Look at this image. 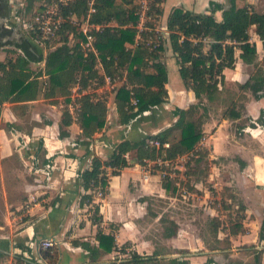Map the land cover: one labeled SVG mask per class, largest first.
Returning a JSON list of instances; mask_svg holds the SVG:
<instances>
[{
	"label": "crops",
	"instance_id": "crops-1",
	"mask_svg": "<svg viewBox=\"0 0 264 264\" xmlns=\"http://www.w3.org/2000/svg\"><path fill=\"white\" fill-rule=\"evenodd\" d=\"M18 1L0 0V36L3 41L6 39L2 34L5 31L1 25L3 14L7 12L10 15V8L13 14ZM25 2L27 11L34 12L41 0ZM213 2L229 7L228 0H162L157 27L166 39L160 60L168 72L166 87L169 100L164 106L154 107L129 124L119 122L116 99L117 90L124 83L133 87L127 82L126 72L122 77L118 75L122 82L114 91L105 82L93 86V93L108 94V111L105 127L90 138L83 135L77 122L78 116L74 113L77 103L75 85L69 87L68 96H48V76L44 74L39 79L45 82V89L38 95L15 98L0 105V264H129L128 252L153 254L156 243L152 227L163 220L166 210L156 208L151 202L154 197L159 199L157 201H165V198L172 201L176 215L170 218L177 225V233L164 237L179 243L175 244L178 248L190 251V264H205L208 257L220 262L219 256L227 254L229 259L248 264L254 259V250L259 251L261 264H264V239L259 238L264 220V117L263 121H259L264 109V89L258 91L260 98H256L249 88L240 91L241 95L237 98L241 99L236 105L242 115L237 119L223 116L224 105L219 120L208 108L209 119L203 129L207 134L200 141L209 147L213 162L206 172V181L213 186L234 187L246 207L247 217L242 222L247 228L245 233L231 234L230 229L219 227L217 233L210 234L211 242L206 244L192 228L198 205L194 194H190L192 200L187 204L171 195L170 190L163 187L159 173L147 174L144 167L136 163L133 150L127 154L132 165L117 175H110L109 192L105 196H94V201L100 203L101 230L104 234L112 233L116 239L117 247L112 251L100 246L97 237L99 228L93 222L92 205H81L82 194L90 191L83 188L80 172L91 168L93 156L107 160L120 142L139 141L148 134L162 131L177 120L173 114L175 108L187 109L198 101L195 93L188 90L182 80L168 39L167 20L176 7L210 13ZM236 3L239 7L249 6L254 11L264 12V0H237ZM138 4L139 0H133L128 6ZM11 23L15 25L13 18ZM104 24L119 26L115 18ZM127 26H132V23ZM250 35L251 42L257 47L258 64L244 62L240 56L241 49L236 48L235 67L224 70L225 80L220 87L222 95L230 89L229 84L240 87L245 84L255 68L261 67L264 71V44L255 26L251 27ZM61 38L48 45L40 43L37 45L40 54L33 56H27L23 48L17 47L18 39L8 40L0 47L5 52H0V60L7 57V48H11L16 50L11 57H26L30 70L36 74L45 69L48 53L63 43ZM140 41L146 40L140 39L137 33L136 42L131 46ZM80 42L78 35H68L70 46L81 45ZM147 62L148 69L153 70L151 65L154 60ZM2 75L3 72H0ZM66 110L72 117V123L66 127L68 135L61 137L60 125ZM193 182L196 189L204 190L203 179L197 178ZM186 210L189 211L188 216L183 213ZM183 215L186 219L182 218ZM208 215L219 217L225 225V215L219 216L212 208H209ZM46 238H54L58 244L44 249L41 241ZM225 238H229L231 246L224 245ZM213 242V246H208Z\"/></svg>",
	"mask_w": 264,
	"mask_h": 264
},
{
	"label": "trees",
	"instance_id": "trees-1",
	"mask_svg": "<svg viewBox=\"0 0 264 264\" xmlns=\"http://www.w3.org/2000/svg\"><path fill=\"white\" fill-rule=\"evenodd\" d=\"M132 1L98 0V11L93 18L96 23H108L112 18L119 22V26H103L100 31L96 32V46L104 63L105 72L108 75H120L121 77L126 72L127 82L133 86L131 88L124 83L117 90L119 122L123 125L129 124L133 119L154 107L164 106L169 100L166 87L168 72L165 64L160 60L166 39L162 35L161 43L156 48H153L147 41H140L136 46H131L136 42L138 33L136 28L138 16L135 14L137 6H128ZM228 1L229 7L227 8L219 3H211L213 7L210 13H196L176 7L167 20L168 39L175 54L182 80L185 87L195 93L198 101L187 109L175 108L173 114L177 120L171 126L158 133L148 134L139 141L120 142L107 160L103 161L95 155L92 158L91 168L80 172L83 188L90 191L82 194L81 205L86 203L92 205L93 222L99 228L97 237L100 246L108 251L117 247L116 239L112 233L104 234L101 230L100 203L94 201L95 189L100 188L103 196L109 192L110 175L107 174L105 167L115 168L111 175L119 174L122 169L132 165L127 159V154L132 150H136V163L146 167L148 160H155L159 156L172 159L196 149L204 136V132L199 126L200 121L203 118H208V107L203 108L200 113L201 105L206 104V101H214L221 94L220 84H224V70L235 67L236 48L241 49L240 56L244 62L258 64L257 47L255 43L251 42L250 29L253 26L256 27V32L264 44V12L254 11L249 6L239 7L236 3L237 0ZM161 2L162 0H155L153 3V13L158 17L162 13ZM30 4L32 5V3ZM85 8V1H77L67 7V14L72 11L81 13L80 11ZM219 10L222 11L221 19L216 16V12ZM27 14L31 16L33 12L27 11ZM129 23H132V26H127ZM151 25L154 26L153 23ZM66 29L74 31L76 35V27L66 23L65 29L61 31L63 43L48 53L45 69L36 74L30 70L29 60L26 57L17 55V58L14 59L11 57L14 50H7V57L0 60V72H3V75L0 76V105L4 101L15 98L38 95L45 89V82L39 79L44 74L48 76L46 82V95L48 96L58 94L68 96V89L72 85L80 84L84 89L95 79L99 80V84L103 83V77L96 69V56L93 53H87L79 43L70 46ZM29 34L34 39L39 38L35 33ZM149 36V32H144L142 37L147 40ZM201 37L210 39L208 50H204ZM196 38L198 40L194 41ZM147 60H154L151 65L153 70L148 69ZM255 72L241 87L251 89L255 97L260 98L261 95L258 91L264 89V71L259 67ZM133 96L138 98L136 106L131 103ZM77 102L81 104L77 113V122L84 136L93 137L96 131L102 130L106 125L108 94L99 95L89 92L78 97ZM198 113L200 115H197ZM241 115L235 101L223 111V116L230 119H237ZM263 117L264 109L259 121H263ZM71 123L72 117L66 110L60 125L61 137L68 135L66 127ZM176 130L180 131L179 136L172 140L171 136ZM147 138L158 139L161 146L159 148L150 146L147 143ZM166 142L170 144L168 147L163 145ZM151 173L155 174L157 171L152 170ZM162 185L167 190L174 189L172 181L168 177L162 176ZM229 198L232 201L236 200L235 195H231ZM230 207V204L224 206V208ZM245 210V205L240 201L237 204V219L234 222H232L233 220L229 221L231 234L247 231V228L242 224L247 217ZM213 221H215L214 230L217 233L221 220L219 217H214ZM176 233L177 227L174 231L167 233L166 237H171ZM259 238L264 239V220ZM226 239L230 241L229 238ZM249 249L253 250L254 248L249 247ZM254 253L252 264H261V254L257 250H254ZM158 254L157 250L150 255L133 251L132 258L128 262L130 264H155ZM170 262L189 264L187 259L178 257L170 259ZM212 263L219 264L213 257H208L205 264ZM236 264L247 263L239 261Z\"/></svg>",
	"mask_w": 264,
	"mask_h": 264
},
{
	"label": "rangeland",
	"instance_id": "rangeland-1",
	"mask_svg": "<svg viewBox=\"0 0 264 264\" xmlns=\"http://www.w3.org/2000/svg\"><path fill=\"white\" fill-rule=\"evenodd\" d=\"M23 3H26L25 0L18 1L15 11H13V14L10 15L11 20L13 17H15L14 16L15 14L19 15L18 12H21L22 8L26 6V4L23 5ZM14 20H17L16 17L14 18ZM19 31L23 32L25 37L30 36V34L22 27H19ZM29 38L37 42V40L32 38L31 36ZM37 43L40 44L41 42H37ZM208 47H209V39L207 38L204 40V50H208ZM7 50H13V49L7 48ZM0 52L5 53L4 50L2 49H0ZM14 53H16V50H14L13 54ZM256 70L257 68H255V71ZM228 86L230 89H227V92L225 94L223 95L220 94L214 101L212 102L206 101V104L201 105L202 108L208 107L210 110H212V112L214 113V118L216 120L221 119L223 105L225 108H227L232 104L233 101H235L237 104L240 101L239 99H241V97L240 98L237 97L241 95L240 91L243 90L244 88L240 87L237 84L236 85L229 84ZM220 87H222L221 84ZM202 108H200V113L202 112ZM200 113H198L197 115H200ZM208 119H204V118L201 119L199 126H201L202 130L204 129ZM179 132H180L179 130H176L175 133L173 132L171 139L174 140L178 138ZM205 134L207 133H204V136ZM134 151L135 150H133L132 154L136 155V152ZM133 155H131V157ZM199 158L201 159L199 160ZM212 164L213 162L210 157L209 147L203 143L202 144L199 143L193 155L192 153L187 152L185 158H181L179 160L177 158L173 159L172 164L170 166H165V165L160 166L158 164L151 165V169L155 170V172L157 171V173H159L161 177L162 176L168 177L172 181L174 189L171 188L170 190L171 195L176 196L177 198L185 202V204H187V202H189L190 199L192 200V197L189 195L188 192L194 194L195 198L197 199L198 205L196 206V211H195L196 214H194L193 216L192 228L196 231V233L199 236L203 238L206 244L207 242H211L210 234H212V232H215L214 230L215 221H213L214 218H211L208 215L209 208L216 210L219 216L225 215V225L222 224L221 221L219 227L220 228L223 227V229L228 228L231 230L230 225L229 224L227 225L226 221L233 220L232 222H234V220L237 219L238 216L236 211L237 204L241 201V198L237 194L236 189L234 187L219 186V185L213 186L212 183H208L206 181L205 174L207 170H209L212 167ZM146 167H148V162ZM105 170L107 174L111 175L114 169L112 170L110 168L109 169L105 168ZM169 173H172L173 176L175 175V177L173 176L170 177ZM197 178L203 179V183L205 186L203 191L198 190L195 187L193 180ZM99 191L102 192L100 188L95 189L94 191L95 196L99 197L98 196ZM231 195H235L236 200L232 201V199L229 198ZM154 198L155 199H152L151 202L155 204L157 209L164 211V209L166 208V210L164 211L163 220L160 222H156L152 227V232L154 234L153 238L156 243L155 247L157 252L159 253L157 256V262L155 264H174L170 262V259L177 257L181 259H187L190 262L189 258L191 257V255H189L190 251L188 249L178 248V246H176L175 244H179V243L175 241H168L166 240V237H164L166 236L167 233L174 231L175 227H177L174 220L170 218V216L176 215L175 212L173 211L174 206L171 205L172 201L169 200L168 198L163 199L165 201H157L156 199L158 198L157 197ZM227 204H230L231 207L224 208V206H226ZM186 207H188V205H186ZM188 212L189 211L186 210L183 213L184 215L188 216L189 215ZM184 215L182 216V218L186 219ZM213 236L215 237V235ZM213 245L214 242L208 246H213ZM224 245L229 247L231 246V243L226 239L224 241ZM128 258L129 259L132 258V253ZM219 261H220L218 262L219 264H236L239 262L238 260L229 259L227 255L219 256ZM253 261L254 259L250 262V264H252Z\"/></svg>",
	"mask_w": 264,
	"mask_h": 264
},
{
	"label": "built area",
	"instance_id": "built-area-1",
	"mask_svg": "<svg viewBox=\"0 0 264 264\" xmlns=\"http://www.w3.org/2000/svg\"><path fill=\"white\" fill-rule=\"evenodd\" d=\"M81 0H42L37 4L38 9L34 10L31 16H28L26 13H20L19 15L15 14L16 23L19 27H22L28 33H35L39 38H35L38 42H41L43 45H48L57 41L61 37V31L65 29V24L69 23L76 27V35L80 37V43L84 50L88 53H93L96 56V69L102 74L103 82H105L110 90H116L122 79L118 75H108L104 69V63L101 59L100 52L96 46V32L100 31L104 23H96L94 21V15L98 11V0H83L86 2V8L79 12H70L67 14V7L72 3H75ZM155 0H139L137 6L136 15L138 16V22L136 24L138 29L139 38L143 39V33L149 32L150 36L147 38V43L151 44L153 48H156L161 43V34L163 35L161 29L157 27L158 15L153 13V3ZM14 17V18H15ZM154 24L152 26L151 24ZM68 35L75 34L74 31L66 29ZM161 36V37H160ZM208 37H201L200 40L204 43V40ZM209 39V38H208ZM145 40V39H143ZM198 39H194L197 41ZM210 42V39H209ZM99 80L95 79L87 88H82L80 84H76L77 88H74L77 91V98L82 94H86L93 91V86L98 85ZM131 103L136 106L138 103V98L135 96L132 97ZM81 108L80 103H75L74 113L77 114ZM147 143L151 146L160 147L161 143L158 139L148 138ZM164 147L169 146V143L166 142L163 144ZM192 155L195 152V149L189 151ZM187 155H179L176 158L179 160L185 158ZM172 159L164 158L163 156L157 157L155 160H148V167H144L145 172L150 174L152 169V164H158L160 166H170L172 164ZM106 168L115 169L114 167L107 166ZM170 177L173 176L172 173H169ZM175 177V175L173 176ZM189 195L192 194L188 192ZM99 197H103V193L99 191ZM57 241L54 238H46L41 241V246L44 249H50L57 245ZM133 252V251H132ZM132 252H128V257Z\"/></svg>",
	"mask_w": 264,
	"mask_h": 264
},
{
	"label": "water",
	"instance_id": "water-1",
	"mask_svg": "<svg viewBox=\"0 0 264 264\" xmlns=\"http://www.w3.org/2000/svg\"><path fill=\"white\" fill-rule=\"evenodd\" d=\"M3 15H5L2 19V26L5 29L4 32H2V34L4 33V35L6 36L5 41H3V38L0 36V47L7 44L6 41L10 40L13 41L14 39H18L20 42L16 43H12V44H16L17 47L19 48H23L26 52L27 56H33V54H40V52L37 49V45H39L36 41L30 39L29 37H25L23 32L19 31V26H17V24H12L10 23L11 21L9 20V16L7 15V12H5ZM216 16L221 19L222 18V11L219 10L216 12ZM1 34V33H0ZM27 47L31 48V50H28ZM150 111V110H149ZM148 112V111H146ZM144 112V114L146 113Z\"/></svg>",
	"mask_w": 264,
	"mask_h": 264
},
{
	"label": "flooded vegetation",
	"instance_id": "flooded-vegetation-1",
	"mask_svg": "<svg viewBox=\"0 0 264 264\" xmlns=\"http://www.w3.org/2000/svg\"><path fill=\"white\" fill-rule=\"evenodd\" d=\"M23 4H26V3H23ZM23 6V5H22ZM10 11V15L12 14V8H10V10L8 9V12ZM15 11V10H14ZM27 12V4H26V6H24L23 8H22V11L21 12H18V14H22V13H26ZM10 15H8L9 16V18H10ZM13 19H14V17H13ZM10 21H11V19H9ZM11 23V22H10ZM15 24H17L16 23V20H15ZM18 25V24H17Z\"/></svg>",
	"mask_w": 264,
	"mask_h": 264
}]
</instances>
